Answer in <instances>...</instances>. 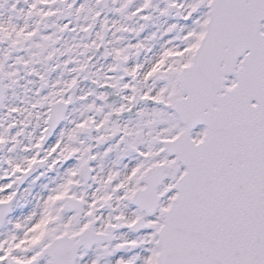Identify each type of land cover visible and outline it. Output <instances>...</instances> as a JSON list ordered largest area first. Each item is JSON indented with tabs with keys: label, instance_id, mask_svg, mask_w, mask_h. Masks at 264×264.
I'll return each instance as SVG.
<instances>
[{
	"label": "snow or ice",
	"instance_id": "1",
	"mask_svg": "<svg viewBox=\"0 0 264 264\" xmlns=\"http://www.w3.org/2000/svg\"><path fill=\"white\" fill-rule=\"evenodd\" d=\"M0 264H264V0H0Z\"/></svg>",
	"mask_w": 264,
	"mask_h": 264
},
{
	"label": "rangeland",
	"instance_id": "2",
	"mask_svg": "<svg viewBox=\"0 0 264 264\" xmlns=\"http://www.w3.org/2000/svg\"><path fill=\"white\" fill-rule=\"evenodd\" d=\"M37 190H39V189H37Z\"/></svg>",
	"mask_w": 264,
	"mask_h": 264
},
{
	"label": "flooded vegetation",
	"instance_id": "3",
	"mask_svg": "<svg viewBox=\"0 0 264 264\" xmlns=\"http://www.w3.org/2000/svg\"><path fill=\"white\" fill-rule=\"evenodd\" d=\"M38 189V188H37Z\"/></svg>",
	"mask_w": 264,
	"mask_h": 264
}]
</instances>
